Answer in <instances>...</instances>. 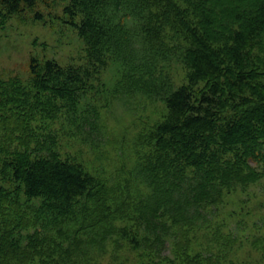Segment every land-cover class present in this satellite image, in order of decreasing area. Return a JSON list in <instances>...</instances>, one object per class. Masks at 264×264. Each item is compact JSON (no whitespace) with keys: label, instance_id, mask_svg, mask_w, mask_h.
I'll list each match as a JSON object with an SVG mask.
<instances>
[{"label":"trees","instance_id":"trees-1","mask_svg":"<svg viewBox=\"0 0 264 264\" xmlns=\"http://www.w3.org/2000/svg\"><path fill=\"white\" fill-rule=\"evenodd\" d=\"M37 2L0 0V32ZM64 12L85 61L32 57L33 82L0 91V264H264V78L250 53L264 0ZM106 110H164L124 179L92 173L62 139L99 146Z\"/></svg>","mask_w":264,"mask_h":264},{"label":"rangeland","instance_id":"rangeland-1","mask_svg":"<svg viewBox=\"0 0 264 264\" xmlns=\"http://www.w3.org/2000/svg\"><path fill=\"white\" fill-rule=\"evenodd\" d=\"M68 4L69 0H38L35 9H27L8 18L5 29L0 32L2 97L15 96L21 85L27 86L33 82L29 72L32 57L37 58L41 64L49 58H55L63 65H76L85 61L84 44L64 12ZM250 53L259 74L264 78V45L252 47ZM106 111L109 114H104L98 124L101 129L99 131L105 132L95 140L99 146L83 145L69 136H63L62 139L66 144L73 145L70 151L81 156L92 173L124 179L128 176L131 163L148 149L150 132L161 119L164 110H145L138 113L142 116L133 122L131 114L125 110ZM260 186L256 189L261 190ZM125 247L124 252L127 254ZM129 253L131 257L136 254L131 250ZM253 254L256 256V253ZM246 256L247 252L241 257ZM255 256L250 257L248 263L255 261ZM113 259L112 253H109L103 258L104 264H115Z\"/></svg>","mask_w":264,"mask_h":264}]
</instances>
